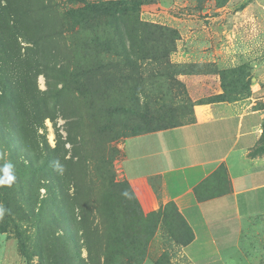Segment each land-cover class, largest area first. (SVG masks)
I'll return each mask as SVG.
<instances>
[{"label":"rangeland","instance_id":"rangeland-1","mask_svg":"<svg viewBox=\"0 0 264 264\" xmlns=\"http://www.w3.org/2000/svg\"><path fill=\"white\" fill-rule=\"evenodd\" d=\"M227 1L167 9L180 22L153 0H0V264H189L174 208L133 198L123 143L191 121L195 103L264 106V18L196 27ZM229 264H264V213L245 218Z\"/></svg>","mask_w":264,"mask_h":264},{"label":"crops","instance_id":"crops-1","mask_svg":"<svg viewBox=\"0 0 264 264\" xmlns=\"http://www.w3.org/2000/svg\"><path fill=\"white\" fill-rule=\"evenodd\" d=\"M189 1L153 0L152 8L160 6L161 14L184 22L185 14L167 9ZM261 18L264 9L254 3L228 0L195 20L196 27L234 33L240 26L257 29ZM263 134L264 106L220 114L215 104L200 102L190 122L125 139V180L145 212L174 208L189 231L178 249L189 264H229L245 218L264 213V182L256 166L264 155L250 154Z\"/></svg>","mask_w":264,"mask_h":264},{"label":"trees","instance_id":"trees-1","mask_svg":"<svg viewBox=\"0 0 264 264\" xmlns=\"http://www.w3.org/2000/svg\"><path fill=\"white\" fill-rule=\"evenodd\" d=\"M155 111H150L149 109H146L145 110V112L143 113V114H141V115H143L144 117H146V118H149V117H151V116H154L156 113H154ZM190 122V121H189ZM185 123H187V122H185ZM182 124H184V123H182ZM178 125H180V124H178ZM174 126H177V125H172V126H160L159 128H156V129H149V130H146V131H144V132H139V133H136V134H133V135H137V134H141V133H145V132H151V131H155V130H159V129H165V128H170V127H174ZM133 135H131V136H133ZM262 145L264 146V134H263V138H262ZM127 182V181H126ZM127 185L129 186V184L127 183ZM129 189H130V187H129ZM130 191H131V189H130ZM131 194H132V196H133V198L135 199V201L137 202V200H136V198H135V196L133 195V193H132V191H131ZM138 203V202H137ZM187 231H188V229H187ZM188 234H189V231H188ZM190 236V235H189ZM189 239V237L186 239V240H188ZM185 240V241H186Z\"/></svg>","mask_w":264,"mask_h":264}]
</instances>
